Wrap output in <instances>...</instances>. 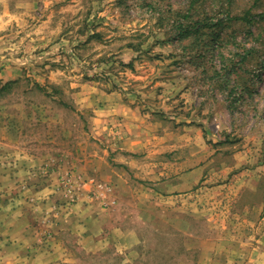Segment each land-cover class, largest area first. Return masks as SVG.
I'll list each match as a JSON object with an SVG mask.
<instances>
[{"label": "rangeland", "instance_id": "obj_1", "mask_svg": "<svg viewBox=\"0 0 264 264\" xmlns=\"http://www.w3.org/2000/svg\"><path fill=\"white\" fill-rule=\"evenodd\" d=\"M195 21L221 24L181 39ZM0 63V85L13 82L0 97V200L21 193L25 172L76 201L101 162L120 167L124 128L96 136L92 124L111 92L151 134L171 135L165 146L188 151L190 167L205 159L199 190L182 200L200 198L205 211L239 200L221 208L229 216L264 198V0H0ZM259 214L243 242H261ZM228 224L247 235L242 218Z\"/></svg>", "mask_w": 264, "mask_h": 264}, {"label": "crops", "instance_id": "obj_2", "mask_svg": "<svg viewBox=\"0 0 264 264\" xmlns=\"http://www.w3.org/2000/svg\"><path fill=\"white\" fill-rule=\"evenodd\" d=\"M102 100L92 118L95 135L107 134L110 125L124 128L121 166L114 171L101 162L76 201L57 193L56 182L46 187L43 179L24 172L21 193L9 190L0 200V264H83L81 253L90 264L94 257L101 264H264V230L261 242H243L255 229L264 198L241 202L242 210L229 215L232 220L221 208L233 207L237 199L212 200L206 211L199 208L200 198L182 200L191 189L199 190L205 159L190 167L189 152L165 146L171 135L151 134L147 116L118 93ZM239 218L247 235L228 224ZM206 224L213 230L206 231ZM231 237L235 240L224 243Z\"/></svg>", "mask_w": 264, "mask_h": 264}, {"label": "trees", "instance_id": "obj_3", "mask_svg": "<svg viewBox=\"0 0 264 264\" xmlns=\"http://www.w3.org/2000/svg\"><path fill=\"white\" fill-rule=\"evenodd\" d=\"M220 23V21L213 22L209 21V23H206V21H195L193 22L192 26L189 28H183L180 27V30L178 31V36L183 39L186 37L198 35L203 28H207L208 30L212 31L214 28H216ZM13 84V82H8L4 84L3 86L0 85V97L4 95V93L7 91V89ZM37 87H39L37 85Z\"/></svg>", "mask_w": 264, "mask_h": 264}, {"label": "built area", "instance_id": "obj_4", "mask_svg": "<svg viewBox=\"0 0 264 264\" xmlns=\"http://www.w3.org/2000/svg\"><path fill=\"white\" fill-rule=\"evenodd\" d=\"M67 193L74 199L78 196V192L80 191V187L74 186L73 184L69 183L67 185Z\"/></svg>", "mask_w": 264, "mask_h": 264}]
</instances>
